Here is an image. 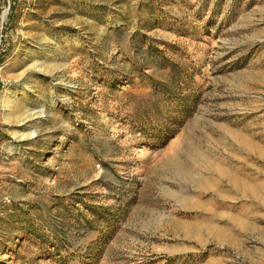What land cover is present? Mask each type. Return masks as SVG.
Returning a JSON list of instances; mask_svg holds the SVG:
<instances>
[{
    "label": "rangeland",
    "instance_id": "1",
    "mask_svg": "<svg viewBox=\"0 0 264 264\" xmlns=\"http://www.w3.org/2000/svg\"><path fill=\"white\" fill-rule=\"evenodd\" d=\"M1 56L0 264H264V0H0Z\"/></svg>",
    "mask_w": 264,
    "mask_h": 264
},
{
    "label": "trees",
    "instance_id": "2",
    "mask_svg": "<svg viewBox=\"0 0 264 264\" xmlns=\"http://www.w3.org/2000/svg\"><path fill=\"white\" fill-rule=\"evenodd\" d=\"M13 7H12V4H10V7H9V9H12ZM2 61V56L0 57V62Z\"/></svg>",
    "mask_w": 264,
    "mask_h": 264
},
{
    "label": "bare ground",
    "instance_id": "3",
    "mask_svg": "<svg viewBox=\"0 0 264 264\" xmlns=\"http://www.w3.org/2000/svg\"><path fill=\"white\" fill-rule=\"evenodd\" d=\"M7 102L8 101V99L6 98V93L4 94V102Z\"/></svg>",
    "mask_w": 264,
    "mask_h": 264
}]
</instances>
